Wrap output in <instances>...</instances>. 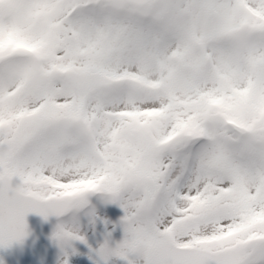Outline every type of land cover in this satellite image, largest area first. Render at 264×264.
<instances>
[{
  "label": "snow or ice",
  "instance_id": "snow-or-ice-1",
  "mask_svg": "<svg viewBox=\"0 0 264 264\" xmlns=\"http://www.w3.org/2000/svg\"><path fill=\"white\" fill-rule=\"evenodd\" d=\"M94 194L93 264H264V0H0V247Z\"/></svg>",
  "mask_w": 264,
  "mask_h": 264
},
{
  "label": "rangeland",
  "instance_id": "rangeland-1",
  "mask_svg": "<svg viewBox=\"0 0 264 264\" xmlns=\"http://www.w3.org/2000/svg\"><path fill=\"white\" fill-rule=\"evenodd\" d=\"M89 200L95 209V218L92 223H88L87 218L81 217V230L86 243L72 242V247L76 251L67 256V264H93L90 257H94L95 253L90 249H95L104 240L105 234L108 235L110 246L122 238L119 218L123 215V210L119 205L100 200L99 194L90 196ZM56 222L34 237L26 239L12 254L0 261L3 264H63L65 256L51 238ZM65 251L69 250L65 249ZM107 264H125V262L118 257H110Z\"/></svg>",
  "mask_w": 264,
  "mask_h": 264
},
{
  "label": "water",
  "instance_id": "water-1",
  "mask_svg": "<svg viewBox=\"0 0 264 264\" xmlns=\"http://www.w3.org/2000/svg\"><path fill=\"white\" fill-rule=\"evenodd\" d=\"M56 218L57 217L53 215H49L47 218H44L41 217L38 213L27 212L24 216L25 235L18 242L12 241L8 246L0 247V258L9 254L24 238L50 225Z\"/></svg>",
  "mask_w": 264,
  "mask_h": 264
}]
</instances>
